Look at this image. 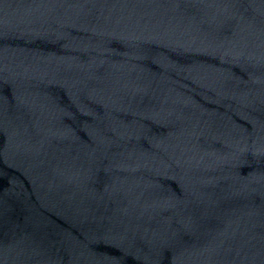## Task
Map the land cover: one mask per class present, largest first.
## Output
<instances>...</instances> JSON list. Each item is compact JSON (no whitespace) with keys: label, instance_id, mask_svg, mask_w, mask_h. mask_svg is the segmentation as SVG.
I'll return each mask as SVG.
<instances>
[{"label":"water","instance_id":"obj_1","mask_svg":"<svg viewBox=\"0 0 264 264\" xmlns=\"http://www.w3.org/2000/svg\"><path fill=\"white\" fill-rule=\"evenodd\" d=\"M0 264H264V0H0Z\"/></svg>","mask_w":264,"mask_h":264}]
</instances>
